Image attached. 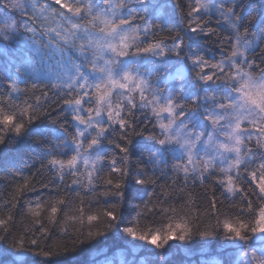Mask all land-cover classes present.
I'll use <instances>...</instances> for the list:
<instances>
[{
	"label": "snow or ice",
	"instance_id": "obj_1",
	"mask_svg": "<svg viewBox=\"0 0 264 264\" xmlns=\"http://www.w3.org/2000/svg\"><path fill=\"white\" fill-rule=\"evenodd\" d=\"M0 63V264H264V0H0Z\"/></svg>",
	"mask_w": 264,
	"mask_h": 264
},
{
	"label": "trees",
	"instance_id": "obj_2",
	"mask_svg": "<svg viewBox=\"0 0 264 264\" xmlns=\"http://www.w3.org/2000/svg\"><path fill=\"white\" fill-rule=\"evenodd\" d=\"M3 64L0 63V72L3 71ZM21 146L27 147L23 141ZM17 152V148L13 147L10 149V156H14ZM22 183L23 181H19ZM14 189L0 182V218H6L8 209L4 208V205L11 199L12 192ZM21 218L18 217L17 222L19 223ZM63 225V221H62ZM151 226V225H149ZM69 232H71V224L67 225ZM59 232V227H57ZM129 240L131 238H128ZM173 244L177 242H172ZM142 242H134L133 244H126L124 241H120L116 238H109L106 241H102L94 249H86L81 252L76 258L80 260H92L98 256L101 258V253H106L107 258L114 261V264H122L125 259H131V253L127 250L131 247L137 248L136 258L139 259L142 256L148 255L147 250L141 248ZM258 242H253V247H258ZM185 249H187L190 255H186ZM240 251H243L241 249ZM167 257V264H191L192 261H203L204 264H217V261L227 262L231 261L232 264H237L238 260H242L243 257L239 256L236 249L231 248L228 243L216 239L210 244H204L200 240L196 239L185 245L184 248H171L164 253ZM39 261V257L36 258ZM45 264H53V262H45Z\"/></svg>",
	"mask_w": 264,
	"mask_h": 264
}]
</instances>
